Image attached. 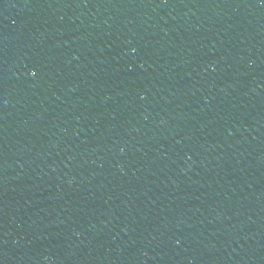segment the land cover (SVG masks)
I'll return each instance as SVG.
<instances>
[{
  "label": "water",
  "instance_id": "obj_1",
  "mask_svg": "<svg viewBox=\"0 0 264 264\" xmlns=\"http://www.w3.org/2000/svg\"><path fill=\"white\" fill-rule=\"evenodd\" d=\"M0 264H264V0H0Z\"/></svg>",
  "mask_w": 264,
  "mask_h": 264
}]
</instances>
